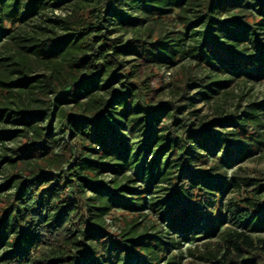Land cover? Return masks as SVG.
<instances>
[{"label":"trees","instance_id":"1","mask_svg":"<svg viewBox=\"0 0 264 264\" xmlns=\"http://www.w3.org/2000/svg\"><path fill=\"white\" fill-rule=\"evenodd\" d=\"M183 62L210 75L183 70L177 101L153 103V68ZM233 77L264 82V0H0L1 262L178 264L176 236L204 241L184 264H264V198L220 203L238 187L223 168L263 145L255 109L198 131L188 111L190 87ZM148 212L169 238L140 232Z\"/></svg>","mask_w":264,"mask_h":264},{"label":"rangeland","instance_id":"2","mask_svg":"<svg viewBox=\"0 0 264 264\" xmlns=\"http://www.w3.org/2000/svg\"><path fill=\"white\" fill-rule=\"evenodd\" d=\"M168 29L173 30L174 27L168 26ZM130 37V34H125L122 31L115 33L111 38H120L122 41H126ZM124 60L130 62L131 65H138L140 76H145L147 74L144 68L140 66L139 61L132 58H125ZM186 69H190V71L192 72V76L196 78L207 77L210 75L211 72L202 68L201 66L195 67L194 63L191 62H183L171 70L163 68H153L152 73L149 74L151 76L150 87L152 89V102L157 105L159 103L164 104L167 102L177 101L178 95L174 94L173 92V82L175 77L180 75V73ZM115 89H117V86L114 88V90ZM190 90V94L192 96V103L188 111L193 112L192 121L194 124V131H198L201 128H212L211 122L216 119L220 120V122L225 123L229 114L236 113L244 115L251 113L252 109H255V113L258 116V122L255 125V129L259 130V132L262 133V135L264 136V82L247 81L233 77L229 87L221 90L218 94L211 95L210 97L206 98L202 97L204 91L200 88L190 87ZM216 130L222 132H233L232 127L223 128V126L221 125L216 126ZM64 139H67V135L64 136ZM7 146L12 147L14 146V144L8 143ZM223 170L226 172L225 176L228 180H230V183L238 184V187H231L226 192V194H224L220 198V203L222 205L223 210H226L228 206L232 204L236 199H243L246 196H251L256 200L263 199L264 191L263 193H257V191L255 190L258 185H264V141L263 145L258 147L255 153H252V155H250L249 157L238 161L231 168L225 166ZM112 180V176L106 173L98 176L97 178L98 183L106 184L109 186H111ZM7 181L11 182L10 168L9 166L3 165L2 167H0V188L4 187ZM11 191L5 190L4 194H7ZM84 194L85 197L91 195V193L88 191H85ZM158 196L164 197L161 194ZM146 214H148V218L142 220L140 219L141 221L138 220V222L140 221V223H138V228L140 229V232L143 231L142 226L144 225V229H146L147 233L154 234L156 232H159V234L162 233V236L169 238L165 234L163 224L156 223L154 215L150 214L149 212ZM114 216L115 219L119 217L122 218L120 216V213H114ZM107 224H109V229L111 232H118L119 228L117 221L114 222L112 220H108ZM226 226H231V223H229L228 220L226 221L224 227ZM174 239L175 245L171 249L169 255L171 256L172 254H175V263L178 264H184L186 262V251L188 248H191L194 245H199L204 242L200 240L182 241L176 236L174 237ZM0 264H4L3 262H1V256Z\"/></svg>","mask_w":264,"mask_h":264}]
</instances>
